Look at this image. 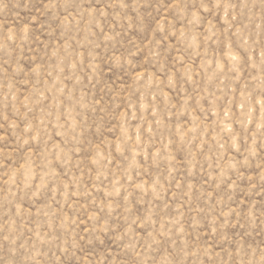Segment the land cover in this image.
<instances>
[{
  "label": "clouds",
  "instance_id": "clouds-1",
  "mask_svg": "<svg viewBox=\"0 0 264 264\" xmlns=\"http://www.w3.org/2000/svg\"><path fill=\"white\" fill-rule=\"evenodd\" d=\"M0 264H264V0H0Z\"/></svg>",
  "mask_w": 264,
  "mask_h": 264
}]
</instances>
